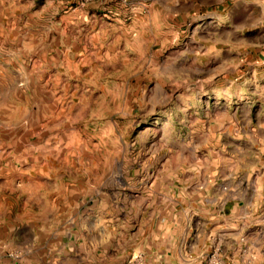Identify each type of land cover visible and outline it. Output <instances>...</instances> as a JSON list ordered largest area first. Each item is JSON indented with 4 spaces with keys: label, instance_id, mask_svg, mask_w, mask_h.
<instances>
[{
    "label": "rangeland",
    "instance_id": "1",
    "mask_svg": "<svg viewBox=\"0 0 264 264\" xmlns=\"http://www.w3.org/2000/svg\"><path fill=\"white\" fill-rule=\"evenodd\" d=\"M253 8L0 0V264H264Z\"/></svg>",
    "mask_w": 264,
    "mask_h": 264
},
{
    "label": "crops",
    "instance_id": "2",
    "mask_svg": "<svg viewBox=\"0 0 264 264\" xmlns=\"http://www.w3.org/2000/svg\"><path fill=\"white\" fill-rule=\"evenodd\" d=\"M241 1V0H236ZM243 2H250L253 3V7L255 6V8H253L252 13H257V14H264V0H242Z\"/></svg>",
    "mask_w": 264,
    "mask_h": 264
}]
</instances>
